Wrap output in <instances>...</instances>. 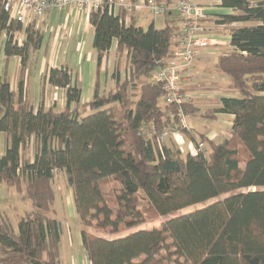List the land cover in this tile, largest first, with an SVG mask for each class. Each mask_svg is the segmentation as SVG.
<instances>
[{
  "label": "trees",
  "instance_id": "trees-1",
  "mask_svg": "<svg viewBox=\"0 0 264 264\" xmlns=\"http://www.w3.org/2000/svg\"><path fill=\"white\" fill-rule=\"evenodd\" d=\"M170 7L173 0H159ZM232 10L218 24L230 26L231 53L216 68L231 80L237 97H223L220 108L203 114L234 117L230 137L209 140L180 127L194 114L192 102L180 108L165 97L153 73L176 46L179 27L137 25L134 16L93 11L92 47L96 52L94 92L81 103L82 90L67 67L49 71L50 86L65 91L64 109L37 108L30 102L25 73L45 36L31 23L11 20L0 0V39L7 62L20 59L17 91L0 76V183L22 193L34 211L19 220L17 233L0 214V264H61L62 225L51 214L52 182L63 172L73 191L81 239L91 264H264V0H221ZM23 33L20 43L18 35ZM116 43L114 86L102 90V63ZM128 58L123 76L121 59ZM118 60V61H117ZM175 129L194 153L183 155L163 133ZM200 139V140H199ZM169 140V139H167ZM207 142L209 153L202 150ZM34 158L25 156L29 145ZM110 180L116 207L105 199ZM253 189H256L253 191ZM209 206L173 216L207 201ZM173 216L160 229L138 230L108 239L89 232L133 228L140 222Z\"/></svg>",
  "mask_w": 264,
  "mask_h": 264
},
{
  "label": "crops",
  "instance_id": "crops-1",
  "mask_svg": "<svg viewBox=\"0 0 264 264\" xmlns=\"http://www.w3.org/2000/svg\"><path fill=\"white\" fill-rule=\"evenodd\" d=\"M174 3L175 0H173V3L170 6V13L164 15L166 16L165 22L174 20L175 25L179 27V30H181V19L174 8ZM198 3L204 9L206 14V18L200 22L201 26L205 29L203 38L214 42V45L200 48V54L196 61L191 66H188L186 69L180 71L181 82L179 83V88L182 93L193 96L192 106L195 109V113L191 115H196L202 111L200 105L198 104L202 100L207 102H218V105H215L213 108L206 106V108L209 109L206 112L203 111V116V114L209 112L210 110L220 108L221 98L237 97V94L230 89L231 81L229 82L228 89L231 91L229 93L232 94L230 96H225L226 92L222 86V81L217 78L218 76L220 77V75L216 73L215 75L210 76V70L208 67L213 65L215 68L214 72H218L216 65L219 58L233 51L230 45V35L228 30L233 27H242L244 24H233L230 26L218 24V21L221 20L222 16L232 15L234 13L232 10L222 8L221 0H198ZM156 18L151 17L147 13L134 15V19L140 27H142L143 22H147L149 26L154 24L156 27ZM50 19L55 23V25L61 20L63 23L52 27L50 31H46V33L49 32L47 36L45 31L40 28L44 33L45 40L42 48L37 53L43 52L45 60L44 62H41L40 66L33 65V69H31L33 71L29 72V75L27 74L28 76L25 77V87L29 100L32 99V104H34L36 108L40 103H43L46 108H49L48 103L51 99L50 96L57 93L61 97V101L60 104H57V106L54 107L57 110H62L66 105L65 91L50 86L48 82L49 71L53 68L67 67L73 75L74 82H76L82 90L81 103L83 104L90 101L94 92L96 70V52L92 47L94 29L91 26L90 21L74 7H66L63 10H55L42 22L46 23L50 21ZM50 38L51 40H49ZM74 40H76L75 44ZM0 42H4V37L0 39ZM113 49H116V43L113 44L112 50ZM59 50H61L59 60H55L54 52ZM72 51L73 53H71ZM49 52L50 54L53 53L52 58L51 55L49 58ZM106 59L103 61L101 68L102 76L104 74L107 75L105 84H102V90H108L114 86V82L111 79L112 73L108 71L109 69L104 68V63L107 61ZM10 60H13L16 68L19 69L20 59L11 58ZM10 60L7 62L6 57L4 56L3 47L1 46L0 76H6L8 78L5 68ZM108 77H110L109 80ZM9 82L12 91L16 92L18 80L11 82L9 79ZM28 88L31 89L30 92L28 91ZM217 118H224V120L227 118L230 125L234 119L233 116L227 114H216L214 118L209 119ZM189 126L200 134H205L204 132H200L198 128H194L197 126L191 124V121L189 122ZM216 136V133L210 129L207 132L206 138L214 140ZM179 142L184 144V146L189 144V150L192 151H188V153H194L196 151L194 145L190 141L181 139ZM201 148L203 149L204 146L202 145ZM180 150L183 152L182 148ZM61 264H91V262L88 260L85 250L61 251Z\"/></svg>",
  "mask_w": 264,
  "mask_h": 264
},
{
  "label": "rangeland",
  "instance_id": "rangeland-1",
  "mask_svg": "<svg viewBox=\"0 0 264 264\" xmlns=\"http://www.w3.org/2000/svg\"><path fill=\"white\" fill-rule=\"evenodd\" d=\"M62 19H63V17H62ZM165 20H166V16H164V15L157 17L156 18V28H158V29L164 28V26L166 24ZM61 23H63L62 20L55 25V23L52 22V20L50 19V21H48L46 23H43L42 21H37V22H35L34 25L37 28L39 27V29L42 28L43 31H45V34L47 36L49 32L46 33V31H48V30L50 31L52 27L60 25ZM148 26L149 25L147 22H143L142 27L144 29H147ZM18 39L20 40L21 43L24 41L23 33L18 35ZM49 40H51V38ZM75 42H76V40H74V44H75ZM1 46L3 47V42H0V49H1ZM60 51L61 50L54 52L55 53V60H59V56L61 53ZM71 53H73V51ZM199 54L200 53L198 51V55L192 60V62L188 66H191L196 61ZM50 55L52 58L53 53L50 54V52H49V58H50ZM44 57H45V55L43 52L42 53H35V56H33V59H34L33 65H37V66L39 65L40 66L41 62H44V60H45ZM109 57L106 59L107 61L104 63V68L109 69L108 71H110L112 73L114 68H115V60L116 59L119 60V58H118V56L115 57V50L114 49L110 52ZM127 60H128V58L126 59V54H124L122 59H121V70H122L123 76H126V74H127V68H128V64H126ZM1 66H2V64H1ZM187 67H185V69ZM31 69H33V66L31 67ZM208 69L210 70V76L215 75L216 73L218 75H220V77L218 76L217 78H219L222 81V86L224 88V91L226 92L225 96H230L232 94V93H229L231 91L228 89L229 82L231 81L230 78L224 74L219 73V72H214L215 68L213 65L209 66ZM17 70L19 72V69L16 68L13 60H10V62L7 64V66L5 68V71H6V74H8V78L11 80V82L18 80ZM31 71H33V70L26 72L25 77L28 76L29 72H31ZM154 73H153V75H154ZM106 79H107V75L104 74L102 76V79H101L103 85L105 84ZM109 79H110V77H108V80ZM28 91L30 92L31 89L28 88ZM235 93L238 95L237 92H235ZM50 98H49L50 101L48 103V105H49L48 107H54V106L56 107L57 104H60L61 97L57 93L52 94V96H50ZM30 102L33 103L32 99H30ZM159 103L162 106L165 103V98L160 99ZM198 104L200 105L202 111L196 115L185 116L184 119L181 120V122L179 124L180 127L183 129L191 130L194 133H197L198 137H200V135L201 136L204 135L205 138H206L208 130L211 129L217 135L214 139V140H216V142H219L223 139L229 138L231 125L228 122L227 118L224 120V118L223 119H221V118L209 119V118H203L202 117V113H204L203 111L206 112L209 109V108H206V106L213 108V107H215V105H218V102L217 101L207 102L205 100L204 101L202 100ZM190 121H191V124L197 126L194 128H198V130L200 132H204L205 134H200L195 129L190 128V126H191V125L189 126ZM176 133L177 134H170L166 138L165 141H173L179 147V149H181V148L183 149V152H182L183 155L188 153V151H192V150H189V144H186L184 146V144L179 142V141H181V139H186V138L183 135H181L180 133H178V132H176ZM179 138H181V139H179ZM167 139H169V140H167ZM203 146H204V148L202 150H204L205 153L208 154L209 153V147L207 146V142L204 143ZM4 152H5V139H4L3 134L0 133V158L4 155ZM24 153H25L26 157H29L32 160L34 158L33 146L30 144L27 147V149L24 151ZM52 187H53V190L55 191V202H54L53 211L51 212V214L61 223V225L63 227V235H62V240H61V251H84L82 239H81L82 227H81L79 218H78L76 210H75L73 191L68 186L65 175L63 172H55L53 182H52ZM254 190H256V189H253V191ZM260 190H264V189H260ZM22 193L23 192H17L13 188H9L5 183H0V214L3 215L4 218H7L10 221L12 228L16 233L18 231L19 220L22 217H24L27 213H31L32 211H34V208L31 204V202L22 199ZM104 193H105V199H106L107 203L109 204V206L115 208L116 207V198L113 194L112 182L110 180H108V182L104 185ZM213 202H215V201L211 200V201H207V202H204L201 204H197L195 206L184 209V210L180 211L179 213H177L173 216H178L181 214H188V213H191V212H194L197 210H201V209L209 206ZM173 216L158 217V218H155L153 220H149L147 222H143V223L140 222L137 226H135L131 229L126 228L125 226H122L120 228V232L117 234H112L111 229H109L105 232L99 231L96 229H89L88 231L95 234V235L105 237L108 239L120 238V237H124V236H126L132 232L138 231V230H153L154 228L160 229L161 225L164 222H166L167 220H169L170 218H172Z\"/></svg>",
  "mask_w": 264,
  "mask_h": 264
},
{
  "label": "built area",
  "instance_id": "built-area-1",
  "mask_svg": "<svg viewBox=\"0 0 264 264\" xmlns=\"http://www.w3.org/2000/svg\"><path fill=\"white\" fill-rule=\"evenodd\" d=\"M66 7L79 10L87 20L93 11L108 9L114 15L124 11L127 24L134 15L147 13L156 18L170 13V7L159 0H4V9L9 13L11 20L24 26L43 21L53 11ZM174 8L181 19V30L175 49L163 67L154 73L153 78L162 84L166 103L180 108L183 104L193 101V96L182 93L179 88L180 71L192 62L200 48L212 46L214 42L203 38L205 29L200 22L206 18V14L198 0H175ZM179 117L180 120L184 119L181 110ZM170 134H177L176 130L167 129L163 136L168 137Z\"/></svg>",
  "mask_w": 264,
  "mask_h": 264
}]
</instances>
